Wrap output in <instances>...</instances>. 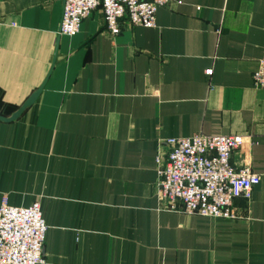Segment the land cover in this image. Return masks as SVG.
<instances>
[{
  "label": "crops",
  "instance_id": "1",
  "mask_svg": "<svg viewBox=\"0 0 264 264\" xmlns=\"http://www.w3.org/2000/svg\"><path fill=\"white\" fill-rule=\"evenodd\" d=\"M63 8L0 0V117L43 87L0 120V205L40 202L43 264H264V0H175L117 36L101 10L61 35ZM196 133L245 138L261 181L238 219L157 196L160 142Z\"/></svg>",
  "mask_w": 264,
  "mask_h": 264
},
{
  "label": "built area",
  "instance_id": "2",
  "mask_svg": "<svg viewBox=\"0 0 264 264\" xmlns=\"http://www.w3.org/2000/svg\"><path fill=\"white\" fill-rule=\"evenodd\" d=\"M175 0H64L60 34H77L83 22L101 10L110 35L122 32L123 20L132 27L155 28L157 11ZM208 75L212 70L207 71ZM264 90V60L253 76ZM245 138L239 135L196 133L161 141L156 157L157 196L169 212L235 220L236 199L252 200L261 177L252 170ZM236 153L242 155L238 164ZM48 225L40 202L13 207L7 195L0 205V264H43Z\"/></svg>",
  "mask_w": 264,
  "mask_h": 264
},
{
  "label": "water",
  "instance_id": "3",
  "mask_svg": "<svg viewBox=\"0 0 264 264\" xmlns=\"http://www.w3.org/2000/svg\"><path fill=\"white\" fill-rule=\"evenodd\" d=\"M43 90V87H41L38 91H36L26 102L25 104L20 107V109L10 118H3V117H0V120H3V121H14V120H17L18 118L21 117V115L29 108L31 107L35 101L37 100L38 96L40 95V93L42 92Z\"/></svg>",
  "mask_w": 264,
  "mask_h": 264
}]
</instances>
